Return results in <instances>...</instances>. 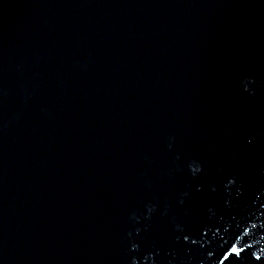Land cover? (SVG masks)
I'll list each match as a JSON object with an SVG mask.
<instances>
[{
    "label": "water",
    "instance_id": "water-1",
    "mask_svg": "<svg viewBox=\"0 0 264 264\" xmlns=\"http://www.w3.org/2000/svg\"><path fill=\"white\" fill-rule=\"evenodd\" d=\"M0 264H264V0H0Z\"/></svg>",
    "mask_w": 264,
    "mask_h": 264
},
{
    "label": "snow or ice",
    "instance_id": "snow-or-ice-1",
    "mask_svg": "<svg viewBox=\"0 0 264 264\" xmlns=\"http://www.w3.org/2000/svg\"><path fill=\"white\" fill-rule=\"evenodd\" d=\"M231 251L232 252H239L240 249H238L235 245H233L232 248H231ZM225 255H227V253H225Z\"/></svg>",
    "mask_w": 264,
    "mask_h": 264
}]
</instances>
